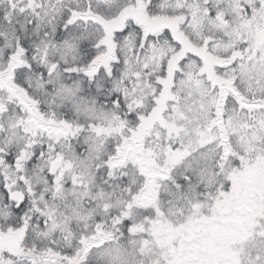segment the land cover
<instances>
[{"label": "snow or ice", "instance_id": "6c2138e0", "mask_svg": "<svg viewBox=\"0 0 264 264\" xmlns=\"http://www.w3.org/2000/svg\"><path fill=\"white\" fill-rule=\"evenodd\" d=\"M0 264H264V0H0Z\"/></svg>", "mask_w": 264, "mask_h": 264}]
</instances>
